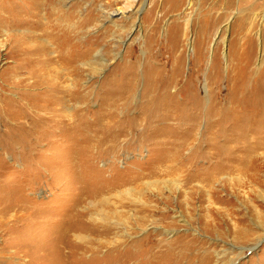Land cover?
I'll return each mask as SVG.
<instances>
[{
	"label": "rangeland",
	"instance_id": "1",
	"mask_svg": "<svg viewBox=\"0 0 264 264\" xmlns=\"http://www.w3.org/2000/svg\"><path fill=\"white\" fill-rule=\"evenodd\" d=\"M0 264H264V0H0Z\"/></svg>",
	"mask_w": 264,
	"mask_h": 264
},
{
	"label": "water",
	"instance_id": "2",
	"mask_svg": "<svg viewBox=\"0 0 264 264\" xmlns=\"http://www.w3.org/2000/svg\"><path fill=\"white\" fill-rule=\"evenodd\" d=\"M148 0H143V8L146 6ZM125 44V43H124Z\"/></svg>",
	"mask_w": 264,
	"mask_h": 264
},
{
	"label": "bare ground",
	"instance_id": "3",
	"mask_svg": "<svg viewBox=\"0 0 264 264\" xmlns=\"http://www.w3.org/2000/svg\"><path fill=\"white\" fill-rule=\"evenodd\" d=\"M15 218V217H14Z\"/></svg>",
	"mask_w": 264,
	"mask_h": 264
}]
</instances>
